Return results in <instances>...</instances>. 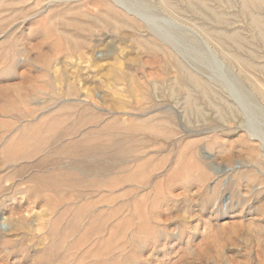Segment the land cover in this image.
I'll return each instance as SVG.
<instances>
[{"label":"rangeland","instance_id":"374dc122","mask_svg":"<svg viewBox=\"0 0 264 264\" xmlns=\"http://www.w3.org/2000/svg\"><path fill=\"white\" fill-rule=\"evenodd\" d=\"M159 1L0 0V120L22 126L30 121L37 129L48 130L50 150L64 155L60 152L54 159H66L70 188L65 197L71 205L60 217V193L52 198L39 193L41 207L37 203L31 210L24 194L0 197V264H264V102L259 100L264 75L251 69L243 74L234 61L217 53L212 39L203 40L201 29L215 26L213 22L187 12L181 16L163 9ZM210 5L228 13L226 21L230 18L229 24L233 23L228 24V31H238L241 44L254 52L256 58L246 57V61L264 66V53L256 46L254 28L240 16V4L229 10L224 5ZM185 17H192L190 21L201 29L186 23ZM184 26L189 30L192 26L193 31ZM173 56L202 81L211 83V88L214 85V92L228 106L215 99L216 104L225 109L231 104L240 109V115L228 118V123L217 120L203 95L194 90L187 96L192 90L177 89ZM195 105L204 111L200 109L202 117H194ZM170 114L177 118L168 120L174 124L168 122L172 134L151 130L160 119L166 118L162 120L166 124ZM136 125L145 128L130 130ZM122 136L129 152L120 149L127 157L133 155L131 159L117 161V171H91L97 165L108 166V156L115 152L106 151L103 144L104 154L100 144L124 146ZM129 136L140 140L139 148ZM97 143L102 152L95 147ZM128 143L137 145L133 147L137 150L131 152ZM256 155L262 158L256 159ZM60 167L55 163L53 172L60 173ZM11 170L6 165L0 175L13 179ZM22 177L24 183L26 171ZM78 182L84 183L80 186ZM107 183L116 187L104 189ZM114 208L118 211L110 215ZM28 210L48 220L29 218L22 229L5 226L3 218L9 213L26 216ZM101 216L111 219L105 221Z\"/></svg>","mask_w":264,"mask_h":264},{"label":"bare ground","instance_id":"6f19581e","mask_svg":"<svg viewBox=\"0 0 264 264\" xmlns=\"http://www.w3.org/2000/svg\"><path fill=\"white\" fill-rule=\"evenodd\" d=\"M233 1L234 0H175V1H173L172 2V0H161V1H159L160 2V4L163 6V9L165 8H167V9H169V10H171V11H175V12H178V13H185V12H187L188 14H190V15H192V16H194L196 19H202V20H204V21H206V22H213L214 23V25L215 26H210L209 28L208 27H205L204 29H201L200 28V26H199V28H198V25H196L195 26V23L193 22V20H192V22L190 21L191 19H192V17H191V19L189 20L188 18H186V23H189V24H191V23H194V25H193V27H195V28H197V29H201L200 31L202 32H199V33H201L202 35H203V40H205L206 42H208V40L210 39H212V41H213V43H214V45L216 46V47H218V52L217 53H220L222 56H223V58H224V60L225 59H229L230 61L232 60V61H234L235 62V66H236V64H237V66H239L238 67V69H240L239 71H243V74L245 73V71L244 70H255L254 72H258V73H260L261 75H264V66H262L260 63H258V64H251L250 63V61L248 62V61H246V57H250V60H251V58H254L255 56H253V54H254V52H252V51H250V49H247L246 48V46L245 45H242L241 43H242V41L243 40H241L240 38V36H239V38H237V32L236 31H233V29H232V31L230 32V31H228V26L230 25L231 26V24H233V23H230L229 24V22L228 21H231V20H228V19H230V18H228L227 19V21H226V18L227 17H225V15H227L228 13H224V12H218V11H216V9L215 8H213V6L215 7V5H213V4H219V5H224V10H229V8L230 7H234L236 4H240V6H239V8H238V11L241 13V15L240 16H245V18L248 20L247 21V23H248V26H249V28L250 27H253L254 28V33H253V35H254V37H255V39H256V46L258 45V47L263 51V53H264V19L262 18V16L261 15H263L264 16V0H237V1H235L234 3H233ZM113 2V1H112ZM238 2V3H237ZM109 3V2H108ZM108 3H105V4H108ZM118 3V2H117ZM157 3V2H156ZM210 3L213 5V6H211L210 5ZM110 4V3H109ZM114 4V3H113ZM109 7H110V5H108ZM115 6V5H114ZM160 6V5H159ZM112 7V6H111ZM220 8V7H219ZM237 8V7H236ZM120 9V8H119ZM253 9H256L257 11H260V13H262L261 15H260V17H259V15L257 16V15H255L254 13H253ZM218 10V9H217ZM234 10H235V8H234ZM166 11V10H165ZM223 11V10H222ZM169 12V11H168ZM238 12V13H239ZM172 13L173 12H171V14H170V12H169V14L170 15H172ZM183 13L181 14V16L183 15ZM236 13V12H235ZM237 13V14H238ZM139 14V13H138ZM180 15V14H179ZM231 15V14H230ZM173 16L175 17H178L175 13H173ZM239 16V17H240ZM176 17H175V19H176ZM167 18V17H166ZM183 18V17H182ZM233 18V17H232ZM234 18H236V17H234ZM244 18V17H243ZM178 19V18H177ZM187 19H188V21L189 22H187ZM161 20H163V19H161ZM179 20H181V21H183V19H178V21ZM163 21H165V20H163ZM194 21H196V20H194ZM199 21V20H198ZM245 21V20H244ZM140 22V21H139ZM184 22V21H183ZM191 22V23H190ZM228 22V23H227ZM246 22V21H245ZM185 23V22H184ZM183 23V24H184ZM171 24V23H170ZM197 24V23H196ZM229 24V25H228ZM180 25V24H179ZM181 25H182V22H181ZM185 25V24H184ZM200 25V24H199ZM205 25V24H204ZM204 25H203V27H204ZM207 25V24H206ZM205 25V26H206ZM152 26V25H151ZM188 26H190V25H188ZM246 26V25H245ZM181 27V26H180ZM185 27V26H184ZM184 27H182L183 28V30L185 29V28H187V26L184 28ZM189 28V27H188ZM187 28V29H188ZM191 28H192V26H191ZM190 28V30H192ZM194 28V31L196 30ZM189 30V29H188ZM189 30V32H191ZM238 30V29H237ZM253 30V29H252ZM187 31V30H186ZM193 31V30H192ZM251 31V30H250ZM239 32H240V30H239ZM241 32H242V30H241ZM195 33H196V31H195ZM183 34V33H182ZM196 34H198V33H196ZM239 35V34H238ZM241 36H243L242 34H240ZM171 36V35H170ZM251 37V36H250ZM249 37V38H250ZM253 37V36H252ZM199 38V37H198ZM202 38V37H201ZM243 38H245V37H243ZM248 38V37H247ZM247 38L245 39V40H247ZM171 39V38H170ZM150 40V39H149ZM149 40H147V43H148V41ZM203 40H201L202 42H203ZM209 40V41H210ZM250 39L249 40H247V42L250 44ZM255 41V40H254ZM254 41H252V42H254ZM245 43L244 44H246L247 45V42L246 41H244ZM151 43H153L152 41H151ZM150 42H149V44H148V46L151 44ZM155 45V44H154ZM205 45V44H204ZM207 45V44H206ZM151 46H153V45H151ZM250 46V45H249ZM253 46V45H252ZM154 47V46H153ZM207 47H208V45H207ZM216 47H214V48H216ZM248 47V46H247ZM152 48V47H151ZM155 48V47H154ZM209 48V47H208ZM212 48V47H211ZM213 49V48H212ZM208 50V49H207ZM180 51V50H179ZM211 51V50H210ZM214 51V50H213ZM176 54V53H175ZM169 55H171V54H169ZM213 55V54H212ZM257 55V54H256ZM215 58H216V56L215 55H213ZM220 57V56H219ZM262 57V56H261ZM256 58V57H255ZM258 58V57H257ZM180 59V58H179ZM177 57H172V62H171V64H172V66L174 67V69H176V71H175V73L177 74V78L175 79V85H176V88L177 89H180L181 91H190V90H192V91H190L189 93H188V95L187 96H191L190 94H191V92H193L194 90L195 91H197L198 92V94L200 93L201 95H203L202 97H203V99L205 100V105L210 109V111H212V114L214 115V116H216V118H217V120H220V121H226L227 123L228 122H230V121H227L228 120V118H234L235 117V114L236 115H240V112H239V110L237 111L236 109H234V108H232L231 106V104L229 105L230 107L229 108H227V109H225L222 105H220L219 103H217L216 104V102H215V99H217L218 101H220V102H223V103H225L226 104V101H225V99H223L222 97H220V96H217L216 95V91L214 92V85H213V87L211 88V83H207V82H205L204 80L202 81L201 79H200V77H198L197 75H195V73H193L192 72V70H190V69H188L187 67H186V64H184L183 62V58H182V61L183 62H181L180 60H179ZM249 60V59H248ZM227 61V60H226ZM215 62V61H214ZM227 63V62H226ZM233 63V62H232ZM231 63V65H233ZM219 64V63H218ZM187 65H188V63H187ZM201 65V64H200ZM208 65V64H207ZM211 65V64H210ZM230 65V64H229ZM230 67H234V66H230ZM191 68V67H190ZM236 68V67H235ZM193 69V68H192ZM250 70V71H251ZM194 71V70H193ZM195 71H196V69H195ZM249 71V72H250ZM196 72H198V71H196ZM241 72H239L240 74H241ZM248 72V71H247ZM246 72V73H247ZM199 74V73H198ZM242 74V75H243ZM247 75H248V73H247ZM251 75V74H250ZM200 76V75H199ZM247 77V76H246ZM246 77H244V75H243V78H244V81H246L247 79H245ZM251 77V76H250ZM251 79V78H250ZM253 79H255V78H253ZM208 81V80H207ZM212 81V80H211ZM247 81H249V79L247 80ZM250 82H251V80H250ZM249 82V83H250ZM220 83V82H219ZM252 83V82H251ZM218 85V84H217ZM216 85V86H217ZM221 85V84H220ZM249 85V84H248ZM250 85H252V84H250ZM253 86H255V85H253ZM218 87H216V89H217ZM222 88V87H221ZM215 89V90H216ZM250 89V88H249ZM261 89V88H260ZM171 90V89H170ZM219 90H220V88H219ZM254 90H256V86H255V89ZM222 91V90H221ZM260 91V90H259ZM259 91H258V89H257V93H259ZM245 92V91H244ZM184 93V92H183ZM182 93V94H183ZM222 93V92H221ZM246 93V92H245ZM254 93H255V91H254ZM263 93H264V90H262V94H261V98H259V100L260 99H262V101L264 102V95H263ZM187 94V93H186ZM214 94L216 95V97L214 96ZM219 94V93H218ZM226 94V93H225ZM244 94V93H243ZM200 95V96H201ZM228 95V94H227ZM234 97H235V94H232ZM252 95V94H251ZM145 96V95H144ZM177 96V95H176ZM238 96H240V94H238ZM243 96V95H242ZM246 96V95H245ZM256 96V95H255ZM258 96V95H257ZM219 97V98H218ZM227 97V96H226ZM251 97V96H250ZM181 98H183V97H181ZM194 98V97H193ZM211 98V99H210ZM187 99V98H186ZM191 98L189 97L188 98V101L190 100ZM235 99H236V97H235ZM195 99H193V101H194ZM197 100V99H196ZM237 100V99H236ZM258 100V99H257ZM182 101V100H181ZM184 101H185V99H184ZM183 101V102H184ZM196 102V101H195ZM240 102H242V101H240ZM185 103H186V101H185ZM222 103V104H223ZM243 103V102H242ZM176 104V103H175ZM236 104V103H235ZM263 104V103H262ZM227 106H228V103L226 104ZM184 106H186V105H184ZM184 106H183V108H184ZM190 106H192V105H190ZM189 106V107H190ZM204 106V105H203ZM227 106H225V107H227ZM244 107H245V104L243 105ZM153 107V106H152ZM187 107V106H186ZM189 107H188V109H189ZM200 107V106H199ZM199 107H196V105L195 106H193L192 108V113H194V117H195V115H197V117H202V113H204V111L201 109V108H199ZM234 107V106H233ZM236 107V106H235ZM243 107V108H244ZM263 107H264V105H263ZM182 108V107H181ZM246 108V107H245ZM244 108V109H245ZM256 108H258V107H256ZM203 111L202 113H201V110ZM29 110H31V109H29ZM190 110H191V108H190ZM249 110V109H248ZM189 111V110H188ZM187 111V112H188ZM246 111H247V108H246ZM264 111V110H263ZM30 113H29V115H32L33 114V110H31V111H29ZM248 112V111H247ZM189 113H191V112H189ZM249 113V112H248ZM263 113V112H262ZM250 114V113H249ZM256 114V113H255ZM185 115V114H184ZM190 115V114H189ZM264 115V114H263ZM183 116V115H182ZM209 116V115H208ZM29 117V116H28ZM196 118V117H195ZM215 118V119H216ZM244 118V117H243ZM166 119V118H165ZM165 119H162V120H165ZM251 119H253V118H251ZM250 119V120H251ZM162 120L160 119L159 121L160 122H158V121H156L157 123L156 124H154V125H152L153 126V129H151L152 131H155V133L156 134H159V135H161V134H168V133H173L174 131L171 129H169L168 128V122L170 121V122H175V121H177V118H176V116L175 115H172V114H170V115H168L167 116V126H165L166 124L165 123H163V122H166V121H163L162 122ZM169 120V121H168ZM197 120H198V118H197ZM200 120H202L201 118H200ZM18 121V120H17ZM169 122V123H170ZM194 122V121H193ZM202 122H203V120H202ZM31 122L29 121L28 122V124L26 125V126H22V124H18V125H16L17 123L15 122V121H12V122H5V120H0V174L1 173H3V169L6 167V165H9L10 166V168H12V174H10L12 177H13V179H10V180H8V179H4L5 177H4V174L3 175H0V197L1 198H4V196H6L7 194H12L13 196H15V195H17V194H24V196H25V199H24V201H25V204H27L28 206H30L29 207V209L31 208V209H33L35 206L37 207V203H39L40 201L39 200H41L42 198H40L39 199V193H42L41 195H45L46 197H49L50 195H51V198L53 197V195L52 194H56V193H60L62 196V198L59 200V205H61L62 207H61V209H62V211H59V212H62L61 214H60V217L62 216V217H64V213H67L66 211L68 210V207H70L69 205H68V199H66V198H68V197H65V195L67 194V192H68V190H69V188H70V183H69V176H68V174H67V170L65 169L66 167H65V163H66V159L64 158L63 160L61 159L60 161L59 160H55L54 159V156L55 155H59V153L61 152V151H59L58 150V154H56V152H54V151H52V150H50V146L52 145V136L51 135H48V134H50L49 132H48V130L47 129H45V130H39V129H37V127H35V124L33 125V124H30ZM146 123H149L148 121L146 122ZM154 123V122H153ZM226 123V124H227ZM236 123V122H235ZM151 124V123H150ZM150 124H145V126L147 125V127H150L149 125ZM171 124V126H172V124L173 123H170ZM188 124V123H187ZM174 125V124H173ZM204 125V124H203ZM138 125H136V126H133L132 128H130V130L132 129L133 130V128L134 127H137ZM142 126V125H141ZM170 126V125H169ZM240 126V125H239ZM143 127H144V125H143ZM143 127H141L138 131L140 132V130H144V128ZM173 127V126H172ZM175 127V126H174ZM137 128H135L134 129V133H136L135 132V130L137 129ZM143 128V129H142ZM147 129V128H146ZM149 129V128H148ZM175 129H177V127L175 128ZM211 129V128H210ZM238 129V128H237ZM129 130V129H128ZM128 131V132H132V131ZM213 130V129H212ZM216 130V129H215ZM223 130V129H222ZM147 130H145V132H146ZM144 132V131H143ZM147 132H149V131H147ZM146 132V133H147ZM213 132V131H212ZM217 132V131H216ZM153 132H151V134H152ZM207 133H208V131H207ZM47 134V135H46ZM131 134V133H130ZM148 134V133H147ZM171 134H169L170 136H172ZM175 135V134H174ZM40 136H43L44 137V139L43 138H41ZM144 136V135H143ZM152 136V135H151ZM153 136H155L154 134H153ZM170 136H168V137H170ZM248 136V135H247ZM38 137V138H37ZM113 138H114V136H112ZM127 137V136H126ZM129 137H131V136H129ZM147 137V136H146ZM162 138H163V136H161ZM249 137V136H248ZM248 137H246V138H248ZM120 138V137H119ZM134 138V137H133ZM132 137L130 138V139H133ZM144 137H142V140H144L143 139ZM164 138H166V137H164ZM39 139H41V141H39ZM62 139V138H61ZM84 139H87V138H84ZM83 139V141L85 142L86 140H84ZM117 139V138H116ZM122 139H125V142H122V144L123 143H126L127 144V142H126V138H123V136H122ZM152 139H153V137H152ZM161 139V138H160ZM167 139V138H166ZM256 139V138H255ZM88 140V139H87ZM121 140V139H120ZM120 140L118 139L117 141H119L120 142ZM136 139L134 138V141H135ZM151 140V139H150ZM149 139H148V141H150ZM248 140H249V138H248ZM247 140V142H252L251 141V139L248 141ZM253 140V139H252ZM262 140V139H261ZM82 140H81V142H83ZM89 141V140H88ZM117 141H115V142H117ZM123 141V140H122ZM127 141H129L130 142V140H128V138H127ZM147 141V142H148ZM254 141H257V140H254ZM263 141V140H262ZM40 142V143H39ZM80 141H79V143L80 144H82ZM83 142V144H87V143H90V141L89 142H85L84 143ZM107 142H110V141H107ZM113 142V141H112ZM111 142V143H112ZM139 142H140V140L138 141V140H136V143H137V145L139 144ZM152 142H153V140H152ZM258 142H259V140H258ZM96 143V142H95ZM95 143H91V144H94L95 145ZM101 143V142H100ZM99 143V144H100ZM130 143H133V141L131 140V142ZM130 143H128V146L130 147ZM141 143V142H140ZM146 143V142H145ZM255 143H257V142H255ZM79 144V145H80ZM83 144L81 145V146H79L78 145V143L76 144V146L78 145L79 146V148H82V146H83ZM90 144V145H91ZM103 144H105L104 146H105V150L107 151L108 149H106V148H111L110 150L112 151L113 149H115V152H113V154L112 155H109L108 156V166H102V165H104V164H102L101 166L100 165H97V166H95V167H91L92 169H91V171H93L94 173H101L102 174V172H112L113 170H119V168L117 169H115V163L117 164V161H119V163H125V162H127L129 159H131V157L133 156H129V157H127V155H128V153L127 152H123L121 149H120V147H123L124 149H125V146H127L126 144H123L124 146H120L118 143H112V144H108V143H106V142H102V144H100V145H102V147H103ZM148 144V143H147ZM137 145H132L133 147L134 146H137ZM139 145H141V144H139ZM138 145V147L137 148H139L140 146ZM260 145H261V143H260ZM85 146V145H84ZM87 146V145H86ZM91 146H93V145H91ZM91 146H89L90 147V150L92 149L91 148ZM98 146V143H97V145L95 146V147H97ZM146 146V145H145ZM144 146V148H146ZM254 146V145H253ZM258 146V145H257ZM101 147V146H100ZM101 147V148H102ZM133 147H130L131 149H130V151L132 152V148ZM255 147V146H254ZM14 148H17V150H15ZM18 148H24V151H22V150H18ZM63 148V147H62ZM61 148V149H62ZM65 148V147H64ZM76 148H78V147H76ZM75 148V149H76ZM83 148H85V147H83ZM98 148H99V146L97 147V150H98ZM101 148H99V150L102 152V149H103V151H104V147L101 149ZM122 148V149H123ZM137 148H133V149H136L137 150ZM263 148V147H262ZM86 149V148H85ZM84 149V150H85ZM88 149V148H87ZM123 149V150H124ZM127 150H128V152H129V149L128 148H126ZM125 149V150H126ZM143 149V148H142ZM258 150H259V148H257ZM84 150H82L83 151V153H84ZM91 151H94V149H92ZM106 151H104V154H105V152ZM110 151V152H111ZM64 152H66V150L64 151ZM90 152V151H89ZM95 152V151H94ZM92 153L93 155H95V153ZM131 152H130V154H131ZM252 152H254V151H252ZM256 152V151H255ZM62 153V154H61ZM60 153V155H63V152H61ZM82 153V152H81ZM86 153V152H85ZM84 153V154H85ZM90 153V154H91ZM108 153V152H107ZM107 153H106V155H107ZM135 153H136V151H135ZM143 153V152H142ZM39 154H42V155H40V157H37ZM70 154V153H69ZM97 154V153H96ZM132 154H134V153H132ZM65 155H67L68 156V154H65ZM71 155V154H70ZM87 155H88V153H87ZM92 155V156H93ZM64 156V155H63ZM135 156V155H134ZM260 155H256V159H258V157H259ZM59 157V156H58ZM68 157H70V156H68ZM88 157V156H87ZM99 157V156H98ZM261 158H262V155L260 156ZM259 157V158H260ZM56 158H57V156H56ZM61 158V157H60ZM83 158H85V157H83ZM96 158H97V156H96ZM105 158V157H104ZM107 159V158H106ZM136 160V159H135ZM140 160V159H139ZM262 159H260V161H261ZM54 161H56V162H54ZM132 161V160H131ZM255 161V160H254ZM259 161V162H260ZM258 162V163H259ZM263 162H264V159H263ZM55 163H57L59 166H61L60 168H61V172L60 173H58V174H55L54 172H53V169H54V167H55ZM128 164H130V163H128ZM124 165V164H123ZM125 165H127V164H125ZM124 165V166H125ZM89 167V168H90ZM127 167V166H126ZM126 167H124V168H126ZM262 167H264V166H262ZM120 168H122V167H120ZM24 171H26V175H27V179H26V181L23 183V181H22V174H23V172ZM120 172V171H119ZM93 173V174H94ZM117 173V172H116ZM106 175V174H105ZM109 176H110V173L108 174V178H109ZM114 176V175H113ZM111 177V176H110ZM92 178V177H91ZM107 177H105V179L107 180L108 179ZM112 178V177H111ZM110 178V179H111ZM115 178V177H114ZM125 179H126V177H124ZM123 178V179H124ZM103 179V178H102ZM117 178H115V180H116ZM84 180V179H83ZM90 180V179H89ZM99 180V179H98ZM105 180V183L107 182ZM128 180H129V178H128ZM100 181H103V180H100ZM99 181V182H100ZM112 181V180H111ZM123 181V180H122ZM122 181H120L121 183H122ZM72 182V181H71ZM85 182V181H84ZM84 182H78V185H82V183H84ZM104 182V181H103ZM109 182V181H108ZM128 182V181H127ZM132 182V181H131ZM86 183V182H85ZM100 183H102V182H100ZM100 183H98V184H100ZM104 183V184H105ZM126 183V182H125ZM130 183V182H129ZM132 183H134V182H132ZM23 184H25L26 186H24L23 187ZM74 184V183H73ZM96 184V183H95ZM109 184V185H108ZM112 184H114V183H112ZM116 184H118V183H116ZM123 184H124V182H123ZM100 185H103V183L102 184H100ZM100 185H99V187H100ZM118 185H121V184H118ZM117 185V186H118ZM72 186V185H71ZM76 186V185H75ZM75 186H74V188H75ZM86 186H88V185H86ZM93 186V185H92ZM97 186V185H96ZM95 185H94V187H96ZM107 186H110V183H107V185H105L103 188L105 189ZM73 187V186H72ZM85 187V186H84ZM98 187V186H97ZM111 187V186H110ZM110 187H107V188H110ZM116 187V186H115ZM115 187H111V188H115ZM89 188H90V185H89ZM92 188V187H91ZM101 188H102V186H101ZM90 192H92V190L90 191ZM94 192V191H93ZM59 195V194H58ZM67 196V195H66ZM23 197V196H22ZM44 197V196H43ZM87 199V198H86ZM19 200H22V199H19ZM39 201V202H38ZM17 202V201H16ZM20 202V201H19ZM42 202H43V200H42ZM41 203V202H40ZM39 203V204H40ZM43 203H45V202H43ZM47 203V202H46ZM49 203H50V200H49ZM88 204H90L89 202H87ZM111 203H113V202H111ZM17 204H18V202H17ZM42 204V203H41ZM41 204H40V206L39 207H41ZM84 204H85V202H84ZM45 204H43V206H44ZM83 205V204H82ZM82 205H81V207H82ZM93 205V204H92ZM95 205V204H94ZM121 206L122 205H120V207H118L117 209L119 210L120 208H121ZM46 207H47V205H46ZM87 206H85V208H86ZM91 207V206H90ZM94 207V206H93ZM80 208V207H79ZM89 208V207H88ZM30 209V210H31ZM35 209V208H34ZM49 209H51V208H49ZM78 209V208H77ZM87 209V208H86ZM117 209H115L114 208V211L115 210H117ZM85 210V209H84ZM100 210V209H99ZM99 210H97V211H99ZM113 210V209H112ZM117 210V211H118ZM79 211V210H78ZM80 211H81V208H80ZM96 211V212H97ZM112 211V213H110V215L111 214H113V213H116L117 211ZM120 211V210H119ZM51 212H53V211H51ZM94 212V211H93ZM92 212V213H93ZM100 212H102V209L100 210ZM109 212H110V210H109ZM21 213V212H20ZM19 213V214H20ZM83 213H84V211H83ZM108 213V212H107ZM18 213H9L8 215H9V217L8 218H3V222H4V224H5V226L6 227H10V225L12 226V225H14L15 226V228H16V226L17 227H19V228H21L20 226L22 225V223L23 222H25V221H28L27 219H29V218H31V219H35V218H38V219H41L40 221H45V219H46V217H43L42 215H35V214H33V213H30V211L28 210L27 212H26V216L25 215H19ZM79 214H80V212H79ZM96 214V213H95ZM99 214V213H98ZM97 214V215H98ZM78 215V214H77ZM77 215H75V216H77ZM81 215V214H80ZM79 215V216H80ZM88 215H90V214H88ZM100 215V214H99ZM98 215V216H99ZM106 215V217L108 216L107 214H105ZM109 215V216H110ZM68 216V215H67ZM78 216V217H79ZM93 216V215H92ZM103 216H104V214H103ZM115 216V215H114ZM120 216V215H119ZM5 217V216H4ZM7 217V216H6ZM52 217V216H51ZM55 217V216H54ZM77 217V218H78ZM90 217H91V215H90ZM94 217H96V216H94ZM102 217V216H101ZM110 217H112V216H110ZM110 217H108V219H111ZM116 217V216H115ZM48 218V217H47ZM67 218V217H66ZM66 218H63V219H66ZM89 218V217H88ZM96 218H99V217H96ZM103 218V217H102ZM101 218V219H102ZM113 218V217H112ZM119 218H121V217H119ZM119 218H118V221H119ZM52 219V218H51ZM57 219V218H56ZM87 219V218H86ZM86 219H83L84 221H86ZM104 219V218H103ZM106 219V218H105ZM104 219V220H105ZM108 219H106L105 221H107ZM48 219H46V221H47ZM53 220V219H52ZM51 220V221H52ZM58 220H59V217H58ZM79 220V219H78ZM83 220L81 221V222H83ZM95 220V219H94ZM121 220V219H120ZM31 221V220H30ZM36 221V220H35ZM42 221V222H43ZM59 221H61V220H59ZM65 221V220H64ZM77 221V220H76ZM57 222V221H56ZM99 222H101L100 220H99ZM98 222V223H99ZM103 222V221H102ZM44 223V222H43ZM43 223L42 224H40V225H43ZM50 223V222H49ZM67 223V222H66ZM88 223H89V220H88ZM65 224V223H64ZM73 224V223H72ZM80 225H81V223H79ZM95 224V223H94ZM101 224V223H100ZM25 225V224H24ZM74 225V224H73ZM85 225H87V221H86V223H85ZM84 225V226H85ZM90 225H92V224H90ZM103 225V224H102ZM105 225V224H104ZM103 225V226H104ZM64 226V225H63ZM70 225H68V227H69ZM74 226H76V225H74ZM97 226H98V224H97ZM101 226V225H100ZM99 226V227H100ZM103 226H101V228L103 227ZM23 227V226H22ZM42 227V226H41ZM80 227V226H79ZM85 227H87V226H85ZM113 227V226H112ZM13 228V227H12ZM65 228V227H64ZM67 228V227H66ZM84 228V227H83ZM97 228V227H96ZM14 229V228H13ZM22 229V228H21ZM20 229V230H21ZM24 229V228H23ZM31 229V228H30ZM86 229V228H85ZM87 231H89V230H87ZM86 231V232H87ZM93 231V230H92ZM6 232H8V230L6 231ZM37 232H39L38 230H37ZM95 232H96V230H95ZM98 234V233H97ZM94 235H96V234H94ZM40 236V235H39ZM35 238V237H34ZM33 239V238H32Z\"/></svg>","mask_w":264,"mask_h":264}]
</instances>
